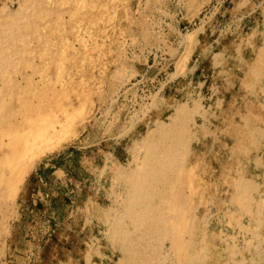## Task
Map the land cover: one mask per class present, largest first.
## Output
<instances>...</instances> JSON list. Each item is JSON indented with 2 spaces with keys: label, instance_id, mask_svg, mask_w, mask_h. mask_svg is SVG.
Segmentation results:
<instances>
[{
  "label": "rangeland",
  "instance_id": "1",
  "mask_svg": "<svg viewBox=\"0 0 264 264\" xmlns=\"http://www.w3.org/2000/svg\"><path fill=\"white\" fill-rule=\"evenodd\" d=\"M263 9L0 0V103L34 92L53 136L17 159L0 137V264H264ZM83 167L84 194L47 196Z\"/></svg>",
  "mask_w": 264,
  "mask_h": 264
},
{
  "label": "bare ground",
  "instance_id": "2",
  "mask_svg": "<svg viewBox=\"0 0 264 264\" xmlns=\"http://www.w3.org/2000/svg\"><path fill=\"white\" fill-rule=\"evenodd\" d=\"M30 3V2H29ZM262 3H263V1H262ZM26 4V3H25ZM51 4V3H50ZM36 6H37V4H36ZM35 9V8H34ZM27 10V9H26ZM264 10V9H263ZM13 16H15V15H13ZM32 16V15H31ZM30 16V17H31ZM29 17V18H30ZM26 19V18H25ZM1 23V22H0ZM12 23V22H11ZM5 24V23H4ZM15 24V23H14ZM1 25V24H0ZM1 30V29H0ZM12 30V29H11ZM0 35H3V33L2 34H0ZM2 37V36H1ZM1 40V39H0ZM21 41V40H20ZM11 43V42H10ZM13 45V44H12ZM23 77H25V76H23ZM26 78V77H25ZM27 81V80H26ZM32 86H34V85H32ZM12 88V87H11ZM16 88V87H15ZM17 89V88H16ZM19 89V88H18ZM18 89H17V93H18ZM23 90V91H22ZM20 89V94L16 97V99H14L13 97H10V95H8L9 93H11L10 92V90L8 91V92H6L5 94H3L2 96H3V98L4 97H9V98H11V100H13L14 101V103H13V101H11V103H9V104H5L4 103V101H3V103H0V122L2 123V121L4 122V118L5 119H7V120H9L8 121V124L7 123H5V125L4 126H2L3 124H1L0 123V128H1V132H0V137L2 138L3 137V139H4V137H6L7 138V148L9 149V151H10V153L8 154V155H12V156H15V159H17V158H21V156H23V154L22 153H20V147L22 146L23 147V149L24 150H27V148L28 147H32L33 145L34 146H36V147H41V151H42V149L44 148V142L46 141V142H48V140H51V138L53 137V136H51V137H49L48 138V136L46 135V131H44L45 133H43V132H39L38 134H36L39 130V126H37V128H35V126L34 127H32L30 124V126L31 127H29V125L27 124V123H29V121L31 120V119H33L34 117H35V115H31V112L34 114V112L33 111H36V110H44V109H42L40 106L37 108V104L36 103H34V107H35V105H36V108H33V106L31 105V98H30V96L32 97V95H33V93H32V95H27V91H25L24 89ZM1 91H3V90H1ZM30 93V92H29ZM43 93V92H42ZM53 94V93H52ZM17 95V94H16ZM44 95V94H43ZM34 96V95H33ZM37 96H39V95H37ZM36 97V96H35ZM33 98V97H32ZM6 99V98H5ZM2 100V99H1ZM0 100V101H1ZM43 100V99H42ZM189 101V100H188ZM5 102H6V100H5ZM2 104V105H1ZM14 104V105H13ZM164 104V103H163ZM186 104V103H185ZM235 105V104H234ZM32 106V107H31ZM180 106V105H179ZM160 109V108H159ZM19 110V111H18ZM244 110V109H243ZM18 111V112H17ZM188 111V110H187ZM45 111H42V112H39L38 111V114H37V116H39V115H44L43 113H44ZM87 112V111H86ZM17 113V114H16ZM46 113V112H45ZM183 113V112H182ZM186 113V112H185ZM191 114V113H190ZM18 116V117H20L21 119H19L18 117H16L15 118V116ZM184 115V114H183ZM41 116H40V118H41ZM168 117H170V116H168ZM176 117V116H175ZM183 117V116H182ZM38 118V117H37ZM164 118V117H163ZM175 119V118H174ZM38 120V119H37ZM36 120V121H37ZM41 120V119H40ZM42 120H43V118H42ZM51 120V119H50ZM164 120V119H163ZM25 123H24V122ZM35 121V122H36ZM239 121V120H238ZM6 122V121H5ZM31 122V121H30ZM40 122V121H39ZM44 122H45V120H44ZM47 122H48V120H47ZM53 122V121H52ZM173 122V121H172ZM34 123V122H33ZM38 123V122H37ZM171 123V122H170ZM49 124H50V122H49ZM53 124H54V122H53ZM53 124H52V126H53ZM42 125V124H41ZM46 125V124H45ZM60 125V124H59ZM186 125V124H185ZM42 126H44V125H42ZM48 126V125H47ZM51 126V127H52ZM165 126V125H164ZM46 127V126H45ZM50 127V125H49V128H51ZM158 127V126H157ZM169 127V126H168ZM32 128H34V132H33V130H30V129H32ZM41 128V127H40ZM47 128V127H46ZM46 128H44V129H46ZM250 128V127H249ZM43 129V128H42ZM53 129H55V126L52 128V129H49V130H53ZM47 131L49 134H50V131ZM62 130H64V129H62ZM61 130V131H62ZM68 130V129H67ZM70 130V129H69ZM66 131V132H69L68 134H72V132H70V131ZM163 130V129H162ZM43 131V130H42ZM55 131V130H54ZM72 131V130H71ZM156 131H157V129H156ZM184 131V130H183ZM167 132V131H166ZM52 133H54V132H52ZM184 133H185V131H184ZM48 134V135H49ZM178 134V133H177ZM31 135H33V138H31L30 140H31V142H30V140H28L27 139V137L28 136H30V137H32ZM52 135V134H51ZM54 135V134H53ZM61 134H59V137L61 138V137H63L62 135H65L64 133H62V135L60 136ZM67 135V134H66ZM29 137V138H30ZM59 137H58V139H59ZM69 137H70V135H69ZM69 137H65V138H63V139H66V138H69ZM182 137H183V135H182ZM47 138V139H46ZM178 138V137H177ZM181 138V137H180ZM25 139H27V140H25ZM58 139H56V140H58ZM168 139V138H167ZM172 139V138H171ZM1 140V139H0ZM36 142H35V141ZM53 140V139H52ZM55 140V139H54ZM53 140V141H54ZM61 140H62V138H61ZM145 140V139H144ZM170 140V139H169ZM168 140V141H169ZM235 140V139H234ZM68 141H70V140H68ZM148 141V140H147ZM1 142V141H0ZM27 142H28V144L29 145H27ZM61 142V141H60ZM66 143V142H65ZM138 144V143H137ZM58 146H57V148L60 146V143L59 144H57ZM12 146V147H11ZM33 146V148H36V147H34ZM48 147H49V143H48V145H47ZM19 147V148H18ZM51 147H53V148H55L56 147V145H55V147L54 146H51L50 145V147L48 148V149H50ZM14 148V149H13ZM47 148V147H46ZM256 148V147H255ZM45 149V148H44ZM47 149V150H48ZM52 149V148H51ZM147 149V148H146ZM172 149V148H171ZM46 150V151H47ZM115 150V149H114ZM150 150V149H149ZM31 151H32V148H31ZM49 151V150H48ZM246 151H248L247 150V148H246ZM40 152V151H39ZM39 152L38 153H36V152H34V153H36V154H39ZM25 153V152H24ZM31 153V152H30ZM42 154H44L45 153V150H44V152L42 151L41 152ZM132 153V152H131ZM169 153H170V151H169ZM253 153V152H252ZM149 154V153H148ZM161 154H163V153H161ZM161 154H160V157H161ZM180 154V153H179ZM45 155V154H44ZM165 155V154H164ZM36 156V155H35ZM37 156H39V155H37ZM34 157V156H33ZM165 157V156H164ZM167 157V156H166ZM240 157V156H239ZM29 158V157H28ZM14 159V160H15ZM30 159V158H29ZM162 159H164V158H162ZM250 159V158H249ZM9 160V157L7 158V161ZM31 160V159H30ZM160 160H161V158H160ZM165 160V159H164ZM251 160V159H250ZM27 161V160H26ZM174 161V160H173ZM179 162V161H178ZM251 164V163H250ZM160 165H162V164H160ZM165 165H166V163H165ZM148 170H149V168H148ZM153 172H154V170H153ZM137 173V172H136ZM146 173V172H145ZM150 173H151V171H150ZM149 173V174H150ZM137 175V174H136ZM135 175V176H136ZM143 175V174H142ZM62 176V175H61ZM147 176V175H146ZM140 177V176H139ZM148 177V176H147ZM184 178V177H183ZM137 179V178H136ZM138 180V179H137ZM147 180V179H146ZM150 184H151V182H149ZM153 190V189H152ZM137 196V195H136ZM240 196V195H239ZM158 198H159V196H157ZM245 198V197H244ZM128 200V199H127ZM129 200H130V198H129ZM134 199L132 198V201H133ZM133 207V206H132ZM195 207V206H194ZM239 208V207H238ZM108 212V211H107ZM117 212V211H116ZM254 212V211H253ZM254 214V213H253ZM263 215V214H262ZM261 216V215H260ZM264 216V215H263ZM187 219V218H186ZM254 220V219H253ZM260 220V219H259ZM262 220V219H261ZM137 221V220H136ZM120 222V221H119ZM130 223V222H129ZM133 223V222H132ZM204 223V222H203ZM124 225V224H123ZM117 229V228H116ZM119 229V228H118ZM134 229V228H133ZM261 229V228H260ZM259 230V229H258ZM154 231V230H153ZM256 231H257V229H256ZM135 233H136V231H135ZM138 233V232H137ZM151 235V234H150ZM140 237V236H139ZM122 238V237H121ZM160 240V239H159ZM142 241H144V240H142ZM152 243V242H151ZM174 244V243H173ZM153 245V244H152ZM202 245V244H201ZM112 246V245H111ZM132 247V246H131ZM146 248V247H145ZM256 249V248H255ZM125 251V250H124ZM127 251V250H126ZM257 252V251H256ZM80 253V252H79ZM124 253H126V252H124ZM136 253V252H135ZM149 253H150V251H149ZM155 253V252H154ZM257 254V253H256ZM144 256V255H143ZM147 257V256H146ZM119 258V257H118ZM148 258V257H147ZM152 258V257H151ZM130 259V258H129ZM140 259V258H139ZM143 259V258H142ZM173 259V258H172ZM143 260H146V259H143ZM156 260V259H155ZM164 260V259H163ZM138 261H140V260H138ZM121 262V261H120ZM135 262V261H134ZM143 262V261H142ZM160 262V261H159ZM124 263V262H123ZM52 264H54V263H52ZM148 264V263H147Z\"/></svg>",
  "mask_w": 264,
  "mask_h": 264
},
{
  "label": "crops",
  "instance_id": "3",
  "mask_svg": "<svg viewBox=\"0 0 264 264\" xmlns=\"http://www.w3.org/2000/svg\"><path fill=\"white\" fill-rule=\"evenodd\" d=\"M235 7H237V4ZM245 9L246 8L240 7L239 11H237V12H239V14L241 15V13H245L244 12ZM45 168L48 169V166H46ZM50 169H52V168H50ZM83 169L86 173H88V175L83 176V175H81L82 173H78V174L67 173V172L63 171L62 169L57 168L51 172V179L50 180H46L45 176H41L40 182L43 185V187H45L44 189L47 192V196H49V193L51 191V189H50V188H52L51 185L56 186L57 189H60L62 187H64L65 189H68L67 191L69 193H72V195H73L72 198H77V195L82 191L84 194L85 193L84 191L87 188V183L91 181L90 177H91L92 173L86 167H83ZM70 186H73L74 190L69 191ZM47 205L49 206V203ZM56 206H55V209L53 210V217L54 216L59 217L64 212L61 208H58Z\"/></svg>",
  "mask_w": 264,
  "mask_h": 264
}]
</instances>
